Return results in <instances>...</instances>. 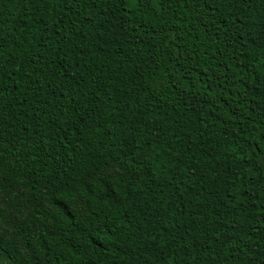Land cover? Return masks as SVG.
<instances>
[{"label": "trees", "instance_id": "16d2710c", "mask_svg": "<svg viewBox=\"0 0 264 264\" xmlns=\"http://www.w3.org/2000/svg\"><path fill=\"white\" fill-rule=\"evenodd\" d=\"M0 264H264V0H0Z\"/></svg>", "mask_w": 264, "mask_h": 264}]
</instances>
